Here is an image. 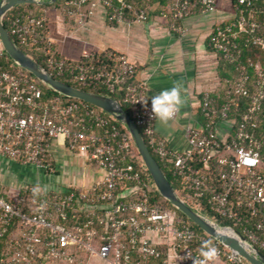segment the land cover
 <instances>
[{
    "label": "built area",
    "instance_id": "built-area-1",
    "mask_svg": "<svg viewBox=\"0 0 264 264\" xmlns=\"http://www.w3.org/2000/svg\"><path fill=\"white\" fill-rule=\"evenodd\" d=\"M219 1L167 0L165 11L173 20L170 29L177 31L176 23L195 8L197 14H213ZM256 1L236 0L235 15L225 25L215 27L209 36V47L234 66L237 74L225 80V104L219 106L209 94L203 97L200 107L206 124L186 129V152L171 150L158 137L157 118L152 113L147 88L135 79L137 67L128 56L109 50L103 57L84 52L76 63L60 58L54 50L46 14H36L29 5L9 11L3 23L14 42L37 56L52 77L86 91L102 90L119 96L151 154L180 182L195 208L191 207L199 213V209L207 208L240 230L251 246L264 252V175L260 170L264 72L259 65L253 66L251 58L247 62L254 68L255 78L247 72L240 62L242 45L237 43L242 34L251 36L264 31V23L261 27L254 17ZM135 2L66 0L65 7L81 12L91 4L92 15L102 5L112 22L131 26L144 22L148 14L136 10ZM261 33L244 38L243 46L251 44L264 51V32ZM8 59L0 40V157L52 174L55 169L51 150L54 144H61L71 154L98 167L104 180L91 189L51 194L29 206L28 212H22L0 188V264H88L92 258L103 264H197L203 258L201 244L210 240L209 236L190 228L176 210L151 204L152 192L158 191L135 154L129 133L121 131L112 116L90 104L69 101L62 95L47 96L29 72L14 63L13 70L5 68ZM244 101L247 108L238 119ZM223 123L228 130L221 137L218 130ZM123 187L135 189L137 194L122 201ZM20 203L24 204V200ZM97 207L105 210L97 225L90 220L84 226L67 228L53 221L56 216L65 219L70 209L84 213L90 210L93 214ZM151 235L162 243L153 242ZM215 242V264H250Z\"/></svg>",
    "mask_w": 264,
    "mask_h": 264
},
{
    "label": "crops",
    "instance_id": "crops-1",
    "mask_svg": "<svg viewBox=\"0 0 264 264\" xmlns=\"http://www.w3.org/2000/svg\"><path fill=\"white\" fill-rule=\"evenodd\" d=\"M144 3L135 7L146 11L147 19L131 26L112 22L102 5L92 15L91 4L85 5L81 12L67 10L66 3L62 10L60 6L50 11L46 7L50 5H45L42 11L60 58L76 63L84 52L101 57L109 50L125 54L136 64L135 79L145 84L150 104L152 96L178 85L184 103L167 125L157 119L156 132L171 150L186 152L189 150L186 129L206 124L200 107L203 97L209 94L217 100L223 94L225 80H229L225 72L231 70L227 69L231 65L215 54L208 39L215 27L232 19L235 5L231 4L232 0H220L216 12L205 15L197 14L195 8L186 19L176 23L177 31H173L172 17L165 11L167 4L162 9L160 4H150L151 0ZM233 69L235 72L234 66ZM227 130V124L223 123L218 133L223 137ZM51 154L55 169L52 174L0 157V188L8 192L9 200L11 193L26 194L37 186L40 194L48 196L72 189H91L103 182L104 174L98 167L90 165L84 157L71 154L61 144H54ZM260 170L264 175V159ZM135 191L126 189L121 196L133 197ZM150 237L153 242L162 243L157 236Z\"/></svg>",
    "mask_w": 264,
    "mask_h": 264
},
{
    "label": "water",
    "instance_id": "water-1",
    "mask_svg": "<svg viewBox=\"0 0 264 264\" xmlns=\"http://www.w3.org/2000/svg\"><path fill=\"white\" fill-rule=\"evenodd\" d=\"M59 0H1L0 1V40L10 60L21 69L29 72L41 84L69 99L90 104L116 119L131 136L135 148L147 168L160 196L176 210L195 224L203 233L244 258L250 264H264V254L251 246L235 229L221 226L209 217L188 205L175 191L156 158L151 154L140 130L123 106L113 98L95 92L79 89L52 77L41 64L28 56L12 39L4 26L3 19L12 9L23 6H45Z\"/></svg>",
    "mask_w": 264,
    "mask_h": 264
},
{
    "label": "trees",
    "instance_id": "trees-1",
    "mask_svg": "<svg viewBox=\"0 0 264 264\" xmlns=\"http://www.w3.org/2000/svg\"><path fill=\"white\" fill-rule=\"evenodd\" d=\"M145 0H136L135 4H145L144 3ZM149 4V1L148 3ZM150 4H160V7L163 9V7H166L167 0H151ZM233 4L236 6V0H233ZM31 9L33 8H38L39 12H42V9L45 8V6H27ZM48 7V6H46ZM142 9V8H141ZM139 8H137V10H141ZM253 13H254V17L255 20L257 22V24L263 25L264 23V0H258L256 1V4H254L253 6ZM248 14H246L247 16ZM254 21V20H253ZM264 32L262 30L257 31L255 34H252L251 36H248V34H242L240 35V37L242 38V40L244 38H248L251 37L253 38L254 36L260 35L262 34L261 32ZM242 40L238 39L237 43L242 45V52H243V57L241 59V64L247 67V72L253 76V78H255V72H254V68H251V66L248 64L247 60L249 58H251V62L253 64V66H256L257 64L260 65L261 70L264 72V51H262L259 47L257 46H252L251 44L247 45V46H243L242 44ZM23 51L29 55L32 56L30 54V52L26 49H23ZM33 57V56H32ZM39 64H40V60H37L35 57H33ZM5 64V68L9 69V70H13L12 66L14 65L13 62L8 59V61ZM227 69H231V70H227L228 73L225 72V77H227L229 80H232L234 77H236V71L234 72L233 66L228 67ZM62 82L66 83V84H70L68 81L62 80ZM40 86L42 87V89L44 90V93L47 96H58L59 94L54 92L53 90L49 89L48 87L44 86L43 84L39 83ZM71 85V84H70ZM225 89H223V94L217 98V102L219 106H222L223 104H225L227 102L226 100V86L224 87ZM93 92L100 94V95H106V96H111L109 94H107L106 92L102 91V90H94ZM114 100L118 101L120 103V97L119 96H111ZM69 101H77L75 99H69ZM122 105V104H121ZM242 107L240 110V114L238 116V119L241 118L242 113L246 110L247 108V102L244 101L242 102ZM123 108L127 111V113L129 114V110L127 107H125L124 105H122ZM130 115V114H129ZM115 121V125L123 132L127 133V131L125 130V128L116 120ZM262 123V130L260 131V139L263 141V149H262V158L264 159V116L262 115L261 118ZM134 152L137 155V157L140 158L135 146H134ZM156 160L158 161L159 165L162 167L164 173L166 174V176L168 177L169 181L171 182L173 188L175 189V191L180 195V197H182L186 202H188V204L190 206H193L188 199L185 196V193L182 191L181 189V184L180 182L175 179L173 177V174L170 170L166 169L165 167H163L162 163L156 158ZM147 177H150V174L147 172ZM128 187V186H126ZM126 187H123L121 190L122 194L123 192H125ZM23 198H27L28 200H36V202H33L34 205L35 203L38 204L39 202H41L43 199L46 200L48 198V196L50 195H46V194H34V191L30 192L27 191L26 194H21L20 195ZM120 200L122 201H126L127 198H123L122 196L120 197ZM26 201H24L25 203ZM13 204H16L15 201L12 202ZM151 204H161L163 207L165 208H169V209H174L176 210L169 202H167L166 200H164L159 194L158 192H152L151 194ZM18 207L22 210V212H28L29 211V206H27V204H18ZM194 207V206H193ZM195 208V207H194ZM105 210H103L101 207H97L93 210V214L90 212V210L87 213L84 212H78L76 209H70L68 211L65 212L66 214V218H62L61 216H56L54 218V223L55 224H60L63 226H66L67 228L73 227V226H84V224H86L88 221L92 220L93 222H95V224L97 225V219L99 216H102V214L104 213ZM179 215L184 219V221L189 225L190 228H192L193 230H195L198 234H203L206 235L205 233H203L195 224H193L191 221H189L183 214H181L178 210H176ZM199 211L204 214L205 216L209 217L210 219H212L213 221L217 222L218 224H220L221 226H230L233 227V225L217 216H215L213 213H211L207 208H203L202 210L199 209ZM88 213H90L88 215ZM100 228V227H99ZM100 230V229H99ZM236 231L241 232L240 230L236 229ZM210 238V237H209ZM211 241L215 242L213 239L210 238ZM3 242L0 241V253L2 251L3 248ZM217 243V242H215ZM219 246H221L223 248L222 245L219 244ZM264 254V252H262ZM82 259L87 260L88 258L83 255V254H78ZM153 264V263H150Z\"/></svg>",
    "mask_w": 264,
    "mask_h": 264
},
{
    "label": "clouds",
    "instance_id": "clouds-1",
    "mask_svg": "<svg viewBox=\"0 0 264 264\" xmlns=\"http://www.w3.org/2000/svg\"><path fill=\"white\" fill-rule=\"evenodd\" d=\"M183 103L181 88L175 85L151 97L152 113L162 124L167 125L169 121L174 119ZM40 191V187L37 186L34 189V194H39ZM201 256L203 258L197 264H215L218 258V250L211 240L202 242Z\"/></svg>",
    "mask_w": 264,
    "mask_h": 264
},
{
    "label": "rangeland",
    "instance_id": "rangeland-1",
    "mask_svg": "<svg viewBox=\"0 0 264 264\" xmlns=\"http://www.w3.org/2000/svg\"><path fill=\"white\" fill-rule=\"evenodd\" d=\"M61 1V2H60ZM66 3V0H59V2L58 3H56V4H54V5H50V6H48L47 8H48V10H50V11H55V9L56 8H60V6H61V10H62V8H63V6H64V4ZM33 11L36 13V14H39L40 12H39V9L38 8H33ZM33 56V55H32ZM33 57H35L37 60H40L37 56H33ZM19 193L20 192H18V193H11L9 196H10V198H11V200H14L15 201V203L16 204H22V203H20V202H22L23 200L24 201H26L24 204L26 205L27 204V206H34V203L33 202H36V200H28L27 198H23V197H21L20 195H19ZM6 195H8V192L7 193H5ZM22 200V201H21ZM33 201V202H32ZM37 203V202H36ZM36 203H35V205H36ZM89 263H91V264H103L100 260H98V259H95V258H92L91 259V261L89 262ZM88 263V264H89Z\"/></svg>",
    "mask_w": 264,
    "mask_h": 264
}]
</instances>
